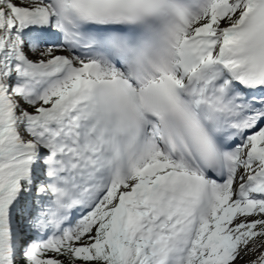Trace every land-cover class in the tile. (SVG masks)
<instances>
[{
    "label": "snow or ice",
    "instance_id": "obj_1",
    "mask_svg": "<svg viewBox=\"0 0 264 264\" xmlns=\"http://www.w3.org/2000/svg\"><path fill=\"white\" fill-rule=\"evenodd\" d=\"M238 260L264 264V0H0V264Z\"/></svg>",
    "mask_w": 264,
    "mask_h": 264
},
{
    "label": "rangeland",
    "instance_id": "obj_2",
    "mask_svg": "<svg viewBox=\"0 0 264 264\" xmlns=\"http://www.w3.org/2000/svg\"><path fill=\"white\" fill-rule=\"evenodd\" d=\"M250 259H252V257H246L245 258V260H250ZM245 260H238L237 262V264H245Z\"/></svg>",
    "mask_w": 264,
    "mask_h": 264
},
{
    "label": "bare ground",
    "instance_id": "obj_3",
    "mask_svg": "<svg viewBox=\"0 0 264 264\" xmlns=\"http://www.w3.org/2000/svg\"><path fill=\"white\" fill-rule=\"evenodd\" d=\"M238 263V262H237Z\"/></svg>",
    "mask_w": 264,
    "mask_h": 264
}]
</instances>
